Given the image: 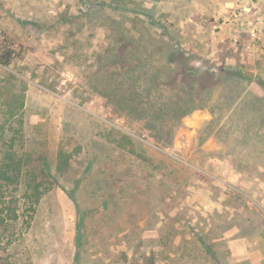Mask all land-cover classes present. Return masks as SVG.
<instances>
[{
	"label": "rangeland",
	"instance_id": "obj_1",
	"mask_svg": "<svg viewBox=\"0 0 264 264\" xmlns=\"http://www.w3.org/2000/svg\"><path fill=\"white\" fill-rule=\"evenodd\" d=\"M7 40L0 135L57 184L0 264H264V0H0ZM129 68L205 107L126 115L105 84Z\"/></svg>",
	"mask_w": 264,
	"mask_h": 264
},
{
	"label": "trees",
	"instance_id": "obj_2",
	"mask_svg": "<svg viewBox=\"0 0 264 264\" xmlns=\"http://www.w3.org/2000/svg\"><path fill=\"white\" fill-rule=\"evenodd\" d=\"M160 38L163 42L166 41L163 37ZM130 39L136 40L134 36H130ZM14 45V42L7 40L0 46V64L9 65L12 62L16 56ZM128 59L126 55V60ZM112 73L107 76L108 81L105 84L107 95L117 109L124 111L126 115L147 119L153 123L169 112V109H173L174 114L181 118L195 109L205 107L202 96L195 97L193 93L186 98L183 106L179 102L180 104L176 103L170 108L171 103L152 102L151 99L137 95L135 90L137 74L134 68L123 72L120 81H116L115 73ZM196 81L192 79L190 82ZM151 87L153 86L150 85L148 88ZM20 131L18 128L15 134L8 136L5 126L1 128L0 137L3 142L0 144V250L4 239H7L8 243L15 239L16 229L29 227L31 223L29 218H32L33 212L37 210L44 193L57 184L50 167L43 162V165L40 164L43 158L38 157L40 161L36 162L33 154L16 142ZM20 136L22 138L24 136L22 131ZM62 155L63 153L58 163L60 171L66 170L70 165L69 157L63 159ZM24 213H28L29 217L24 218ZM1 256L0 254V261Z\"/></svg>",
	"mask_w": 264,
	"mask_h": 264
}]
</instances>
